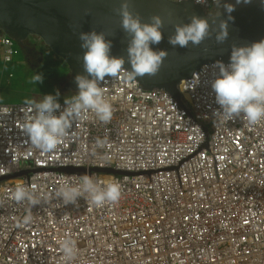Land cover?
<instances>
[{
    "label": "built area",
    "instance_id": "2783aa9c",
    "mask_svg": "<svg viewBox=\"0 0 264 264\" xmlns=\"http://www.w3.org/2000/svg\"><path fill=\"white\" fill-rule=\"evenodd\" d=\"M0 49L10 64L15 42L0 37ZM216 75L195 72L181 102L123 73L106 77L112 120L85 110L51 153L24 131L34 104H0V264H264V121L218 114ZM84 174L118 181L121 199L96 207L56 196ZM20 183L38 205L12 199ZM66 237L78 246L71 261L60 250Z\"/></svg>",
    "mask_w": 264,
    "mask_h": 264
},
{
    "label": "clouds",
    "instance_id": "9594fccd",
    "mask_svg": "<svg viewBox=\"0 0 264 264\" xmlns=\"http://www.w3.org/2000/svg\"><path fill=\"white\" fill-rule=\"evenodd\" d=\"M196 2L206 4L208 0H196ZM212 2L215 5V11L211 12L214 7L210 10L203 9L208 13L207 16L194 15L188 23L175 24V32L169 37V43L180 47H187L189 43L199 46L206 39L214 36L217 44H224L229 36V26L227 20L220 19L221 13L217 9L223 5L228 19H233L231 13L236 5L226 3L225 0H212ZM251 2L252 0H236V4ZM132 3L133 0H121L118 9L121 18L120 27L129 38L126 57L112 54L113 41L109 39L111 33L93 30L80 34L81 47L86 50L83 55L85 74H78L75 77L78 86L76 93L64 91L63 86L68 76L66 65L44 44L42 48L37 46V52L48 53V58H45L40 65L50 64L52 61L57 63L56 66L61 67L62 78L55 83H50L56 93L45 94L43 99L36 103H0L34 104L35 115L24 124V131L34 148L43 153L57 150L72 128L73 122L81 118L85 110L94 111L99 121L109 123L113 118L114 108L111 101L106 98L102 87L106 77L118 78L123 73L128 81H137V78L155 76L160 71L168 52L163 49H154L152 45H158L163 40L164 19L161 15L155 14L149 18V21H144L139 13L133 11ZM260 3L264 5V0H260ZM38 42L41 43V41ZM15 46L17 54L10 64L4 63L3 52L1 53L4 66L18 61L17 55L22 49L17 44ZM126 63L130 64V69L125 68ZM206 66L213 70L215 67L217 69L211 88L215 95V102L219 106L218 114L226 118L243 116L250 124L264 121V39L250 45H233L228 63L217 61L202 67ZM43 80V73L33 77V82L36 83H43ZM171 96L176 99L173 95ZM62 103H64L63 107ZM104 142L97 141L100 145ZM81 180V183L75 185L64 184L57 190L56 196L65 204L75 203L81 197H87L96 207H102L109 202L116 203L122 197V186L115 179L101 185L92 175L84 174ZM12 199L16 202L26 201L32 206L41 202L35 193L22 183L16 185ZM32 220V215L28 214L23 218L22 224L29 225ZM60 250L65 259L71 261L78 254L77 242L66 237L60 244Z\"/></svg>",
    "mask_w": 264,
    "mask_h": 264
},
{
    "label": "water",
    "instance_id": "95a60500",
    "mask_svg": "<svg viewBox=\"0 0 264 264\" xmlns=\"http://www.w3.org/2000/svg\"><path fill=\"white\" fill-rule=\"evenodd\" d=\"M225 2L236 5L231 13L233 19H228L223 5L217 9L220 19L228 22L227 41L217 44L213 36L199 46L189 43L187 47H180L169 43V37L175 32L174 25L188 23L192 16L205 17L208 13L187 0H133V11L144 21L155 14L162 16L163 40L152 47L168 52L155 76L137 78L142 87L166 91L180 101L183 85L203 65L217 61L228 63L233 45H250L264 39V5L260 0L239 4L236 0ZM120 3L121 0H0V37L10 38L21 49L30 38L41 41L68 69L64 91L76 93L75 77L85 74L83 55L86 50L81 47L82 32L111 33L112 54L127 55L129 38L120 27ZM130 67L125 64V68Z\"/></svg>",
    "mask_w": 264,
    "mask_h": 264
},
{
    "label": "rangeland",
    "instance_id": "374dc122",
    "mask_svg": "<svg viewBox=\"0 0 264 264\" xmlns=\"http://www.w3.org/2000/svg\"><path fill=\"white\" fill-rule=\"evenodd\" d=\"M15 48L17 49L16 46ZM49 56L52 55L49 54ZM51 63L43 66L38 64L39 66L37 67H35V64L27 63L28 73L31 76L34 77L38 73H43L44 75L43 83L31 81L28 85L23 82L24 80L19 78V75L14 76L11 73V69L14 68L15 70L16 62L7 66L3 65L2 77L0 79V102L36 103L41 101L45 94H55L56 92L52 89L50 83H55L58 79L62 78V70H60L61 67L59 65L56 66V62ZM62 67H64L63 64Z\"/></svg>",
    "mask_w": 264,
    "mask_h": 264
},
{
    "label": "flooded vegetation",
    "instance_id": "af4514ba",
    "mask_svg": "<svg viewBox=\"0 0 264 264\" xmlns=\"http://www.w3.org/2000/svg\"><path fill=\"white\" fill-rule=\"evenodd\" d=\"M35 38H30V40L26 41L23 45V49L19 51L17 58L20 55H23L24 62L25 63H32L33 65L35 64V67L39 66L45 58H48V53L47 52H37L36 48L43 47L42 42L34 41ZM17 44V43H15ZM18 45V44H17ZM19 46V45H18ZM2 53V50L0 49V54ZM39 64V65H38Z\"/></svg>",
    "mask_w": 264,
    "mask_h": 264
},
{
    "label": "trees",
    "instance_id": "16d2710c",
    "mask_svg": "<svg viewBox=\"0 0 264 264\" xmlns=\"http://www.w3.org/2000/svg\"><path fill=\"white\" fill-rule=\"evenodd\" d=\"M1 56L2 54L0 55V79H1V75H2V72H3V63H2V60H1ZM28 69H27V66H25V62H24V58L19 56L18 58V61L16 60V67H15V70L14 68L11 69V73L14 75V76H18L19 75V78H21L22 80H24L23 82L27 83V85L29 83H31V81H33V76H31L29 73H28ZM31 73V71H30ZM24 75V76H22ZM60 91V89H59ZM0 103H4V102H0ZM6 103V102H5Z\"/></svg>",
    "mask_w": 264,
    "mask_h": 264
}]
</instances>
